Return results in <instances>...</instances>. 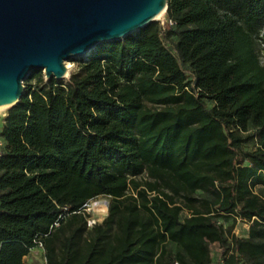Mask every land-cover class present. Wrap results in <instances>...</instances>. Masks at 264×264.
Listing matches in <instances>:
<instances>
[{"label":"trees","instance_id":"obj_1","mask_svg":"<svg viewBox=\"0 0 264 264\" xmlns=\"http://www.w3.org/2000/svg\"><path fill=\"white\" fill-rule=\"evenodd\" d=\"M262 44L264 0H169L69 80L32 71L0 131V264L39 242L45 264H264Z\"/></svg>","mask_w":264,"mask_h":264},{"label":"water","instance_id":"obj_2","mask_svg":"<svg viewBox=\"0 0 264 264\" xmlns=\"http://www.w3.org/2000/svg\"><path fill=\"white\" fill-rule=\"evenodd\" d=\"M169 0H0V106L19 103L32 71L64 80L66 62L123 40L165 14ZM109 205V201L105 200Z\"/></svg>","mask_w":264,"mask_h":264},{"label":"rangeland","instance_id":"obj_3","mask_svg":"<svg viewBox=\"0 0 264 264\" xmlns=\"http://www.w3.org/2000/svg\"><path fill=\"white\" fill-rule=\"evenodd\" d=\"M159 21H161L162 24L164 23L165 14H163L162 17L159 18ZM263 47H264V45L262 44V48ZM261 58H262V62L264 63V53H262V52H261ZM81 59H83V58L76 57V58H72L70 61H68L72 64V68L70 69L69 74L64 79V81L69 80L71 74L77 70L78 61H80ZM43 73H44V70H43ZM8 109H9V106L5 109H0V131L2 129L3 120H4V117L6 116V114L8 112ZM250 128H251V130H254L253 126H250ZM247 147L248 148H255L256 144H255V142H249L247 144ZM105 200L106 199L103 197H98V198L90 201L86 211H87V213L91 214V218H90L91 220L97 219V220L101 221L103 219V217L108 213L109 205L105 202ZM104 203L107 205L106 208H95V204L103 205ZM187 214H188V211L185 210L184 215H187ZM248 227H249V225L247 223L238 221L235 224L234 232L236 234L246 235ZM217 248H218V244L212 245V250L216 255V259H215V262L213 264H218V262H217V254H218ZM25 263L26 264H45L46 259H45L44 250L43 249L32 250L31 253L25 257Z\"/></svg>","mask_w":264,"mask_h":264},{"label":"bare ground","instance_id":"obj_4","mask_svg":"<svg viewBox=\"0 0 264 264\" xmlns=\"http://www.w3.org/2000/svg\"><path fill=\"white\" fill-rule=\"evenodd\" d=\"M162 15H163V13L162 14H160L159 16H158V18H160V17H162ZM77 57H80V58H82L81 56H77ZM66 66H67V68H68V74H69V71H70V69L72 68V64L70 63V62H66ZM68 74L66 75V77L68 76ZM9 105H3V106H0V109H5V108H7ZM107 207V205L104 203L103 205H100V204H95V208H106Z\"/></svg>","mask_w":264,"mask_h":264},{"label":"built area","instance_id":"obj_5","mask_svg":"<svg viewBox=\"0 0 264 264\" xmlns=\"http://www.w3.org/2000/svg\"><path fill=\"white\" fill-rule=\"evenodd\" d=\"M3 143H2V141H0V146L2 145ZM95 222V220H89V225H92L93 223ZM44 248V245H43V243L42 242H39V245H38V247L36 248V249H43ZM176 264H178V263H176Z\"/></svg>","mask_w":264,"mask_h":264}]
</instances>
